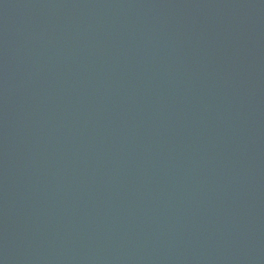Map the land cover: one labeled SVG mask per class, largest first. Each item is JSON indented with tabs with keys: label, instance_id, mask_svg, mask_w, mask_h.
<instances>
[{
	"label": "water",
	"instance_id": "obj_1",
	"mask_svg": "<svg viewBox=\"0 0 264 264\" xmlns=\"http://www.w3.org/2000/svg\"><path fill=\"white\" fill-rule=\"evenodd\" d=\"M0 264H264V0H0Z\"/></svg>",
	"mask_w": 264,
	"mask_h": 264
}]
</instances>
